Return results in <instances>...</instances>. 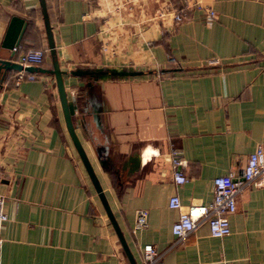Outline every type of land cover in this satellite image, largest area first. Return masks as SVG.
<instances>
[{
	"label": "crops",
	"instance_id": "obj_1",
	"mask_svg": "<svg viewBox=\"0 0 264 264\" xmlns=\"http://www.w3.org/2000/svg\"><path fill=\"white\" fill-rule=\"evenodd\" d=\"M121 1L46 6L66 94L77 107L75 131L135 263H144L141 247L151 243L164 264H264V185L242 189L221 237L202 222L174 243L178 210L167 205L174 193L183 205L210 201L213 177L237 173L264 147V0H171L187 13L177 23L156 17L169 0ZM208 7L215 12L209 24ZM39 9L38 0H0L1 59L13 53L1 45L12 15L34 17L19 44L48 48ZM215 58L220 63L201 67ZM44 65L52 67L48 57ZM77 68L144 73L95 79L70 72ZM15 71L0 86V193L8 217L0 264H131L68 134L53 73L14 85ZM171 146L188 177L180 184ZM140 207L148 208V223L132 233Z\"/></svg>",
	"mask_w": 264,
	"mask_h": 264
},
{
	"label": "built area",
	"instance_id": "obj_2",
	"mask_svg": "<svg viewBox=\"0 0 264 264\" xmlns=\"http://www.w3.org/2000/svg\"><path fill=\"white\" fill-rule=\"evenodd\" d=\"M129 0H122L121 4H127ZM199 6L198 2H194ZM115 8L118 5L115 3ZM156 17L161 19L170 17L171 21L177 23L187 17V13L182 7H175L169 0L165 6L158 7L155 11ZM206 23H211L215 17V12L210 7L205 8ZM104 50L107 46L102 47ZM11 60L20 63L23 67L28 65L37 66L43 62L45 55L40 48L28 47L19 50L18 45L12 47ZM174 62L172 56L168 58ZM220 63L218 59H210L208 65ZM264 71V65L262 66ZM37 75L32 71L24 69L17 70L13 76V84L17 85L21 81L35 79ZM170 161L174 168L173 181L177 184L185 182L188 177L178 167L182 165L180 150L177 147L170 148ZM251 185H264V147L257 145L247 156L244 166L237 172L233 171L219 174L212 179V198L208 202H192L186 205L181 203L177 194L168 197L167 205L178 210L177 217L171 223V232L175 235L174 243H180L193 231L200 223L205 222L209 227L212 236L221 237L230 232L229 214L233 213L237 207V201L243 188ZM5 196L0 193V246L3 242L1 228L3 222L7 220V213L4 209ZM148 208L140 207L136 210L135 219L131 227V232L143 228L148 223ZM143 264H164L163 252L158 251L151 243H145L141 247Z\"/></svg>",
	"mask_w": 264,
	"mask_h": 264
},
{
	"label": "water",
	"instance_id": "obj_3",
	"mask_svg": "<svg viewBox=\"0 0 264 264\" xmlns=\"http://www.w3.org/2000/svg\"><path fill=\"white\" fill-rule=\"evenodd\" d=\"M38 2H39L41 14H42V20L44 24L46 39H47L48 50L51 56L52 67L50 69H41L33 65H28V66L23 67L20 63L12 61L10 58H5V59L0 58V86L2 84V81L5 77V72L7 70L17 71V70L24 69L26 71H34V70L39 69L40 71H47V72L49 71L53 73L55 82H56L58 97H59V101H60V105H61V109L63 113V118L65 121L66 129L71 138V141L79 155V158L81 159L84 165V168L94 186L95 191L97 192V195L119 238V241L122 245V248L128 260L130 261L131 264H136L131 254V251L127 245V242L117 224V221L115 220L113 212L111 211L109 203L107 202L105 193L95 173V170L91 164V161L81 143V140L79 139L75 131V125L73 123V115L77 107H75L74 104H72V102L68 99L67 94H66V90L64 87V81H63V74L65 73V70L60 68L59 61L56 56L55 43L53 39L49 15L47 12L46 0H38ZM26 26H27V22L23 17L18 16V15H12L5 29V33H4L1 45L8 49H12L13 46L18 45L22 39ZM212 66L214 65H202L201 67H212ZM70 72L76 75H83V76L87 75L95 79L104 78L106 76H126V75L132 76V75H138V74L144 73L143 70L127 69V68H94V69L77 68ZM90 84H91V81H88L86 83L87 86ZM92 117L95 122V125L99 127L101 130H104V126L101 122L102 115L99 109L94 108ZM81 124H84L83 120L81 121Z\"/></svg>",
	"mask_w": 264,
	"mask_h": 264
},
{
	"label": "trees",
	"instance_id": "obj_4",
	"mask_svg": "<svg viewBox=\"0 0 264 264\" xmlns=\"http://www.w3.org/2000/svg\"><path fill=\"white\" fill-rule=\"evenodd\" d=\"M47 5H48V4H47ZM47 10H48V12H49L48 7H47ZM39 12H40V14H41L40 9H39ZM33 27H34V17H33V14L30 13L29 18H27V27H26V30H25L24 36H29V35H31V32H32ZM18 47H19V50H25V49L28 48V47L24 48V46H23L21 43L18 44ZM34 48H40V49H42V50L44 51L45 58L48 57V58L50 59V63H51V56H50V53H49V50H48L47 47H41L39 44H38V45L35 44ZM45 58H44V59H45ZM51 64H52V63H51ZM36 67L41 68V69L45 68L44 60H43L42 63H40V64L37 65ZM32 72L37 73V72H40V70L37 69V70H34V71H32ZM12 81H13V78H12Z\"/></svg>",
	"mask_w": 264,
	"mask_h": 264
},
{
	"label": "bare ground",
	"instance_id": "obj_5",
	"mask_svg": "<svg viewBox=\"0 0 264 264\" xmlns=\"http://www.w3.org/2000/svg\"><path fill=\"white\" fill-rule=\"evenodd\" d=\"M91 159V158H90ZM92 160V159H91Z\"/></svg>",
	"mask_w": 264,
	"mask_h": 264
}]
</instances>
